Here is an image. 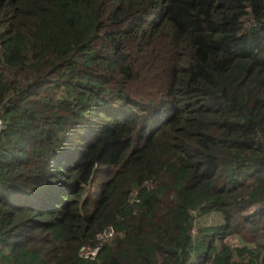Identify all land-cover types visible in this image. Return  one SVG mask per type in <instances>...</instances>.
<instances>
[{"label":"trees","instance_id":"trees-1","mask_svg":"<svg viewBox=\"0 0 264 264\" xmlns=\"http://www.w3.org/2000/svg\"><path fill=\"white\" fill-rule=\"evenodd\" d=\"M0 122V264H264V0H0Z\"/></svg>","mask_w":264,"mask_h":264},{"label":"rangeland","instance_id":"rangeland-1","mask_svg":"<svg viewBox=\"0 0 264 264\" xmlns=\"http://www.w3.org/2000/svg\"><path fill=\"white\" fill-rule=\"evenodd\" d=\"M103 173L104 171L102 168L97 169L96 173L94 174L91 180V183L88 186V194L96 196L97 187L103 178ZM245 213H249V211ZM200 221L201 224L205 226L217 225L220 222V217L214 214H208L202 217ZM224 242L231 248L239 247L243 244L241 239L235 233L227 235L224 239Z\"/></svg>","mask_w":264,"mask_h":264},{"label":"built area","instance_id":"built-area-1","mask_svg":"<svg viewBox=\"0 0 264 264\" xmlns=\"http://www.w3.org/2000/svg\"><path fill=\"white\" fill-rule=\"evenodd\" d=\"M111 235H112V231L110 228H104L100 232L96 233L93 244L91 245L82 244L79 246L78 256L83 259L94 260L102 244L106 242Z\"/></svg>","mask_w":264,"mask_h":264},{"label":"clouds","instance_id":"clouds-1","mask_svg":"<svg viewBox=\"0 0 264 264\" xmlns=\"http://www.w3.org/2000/svg\"><path fill=\"white\" fill-rule=\"evenodd\" d=\"M0 124H1V122H0ZM1 127H2V126H0V128H1ZM192 228H193V227H192ZM103 229H104V228H103ZM103 229H102V230H103ZM190 230H191L190 232L193 233V230H192V229H190ZM111 231H112V230H111ZM98 232H100V231H98ZM98 232H97V233H98ZM112 233H113V232H112ZM95 235H96V234H95ZM111 236H112V235H111ZM111 236H110V237H111ZM94 239H95V236H94ZM93 243H94V241H93ZM93 243H91V244H93ZM104 243H105V242H104ZM104 243H103V244H104ZM91 244H87V245H91ZM103 244H102V245H103ZM81 245H82V244H81ZM83 245H86V244H83ZM78 248H79V247H78ZM100 248H101V247H100ZM99 250H100V249H99ZM98 252H99V251H98ZM77 254H78V249H77ZM96 256H97V254H96ZM95 259H96V257H95ZM95 259H94V260H95ZM85 260H87V259H85Z\"/></svg>","mask_w":264,"mask_h":264}]
</instances>
